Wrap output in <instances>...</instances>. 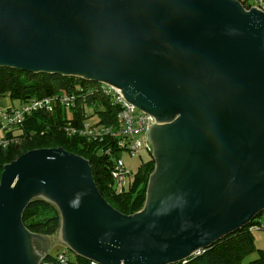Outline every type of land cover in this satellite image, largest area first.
<instances>
[{"label": "water", "instance_id": "obj_1", "mask_svg": "<svg viewBox=\"0 0 264 264\" xmlns=\"http://www.w3.org/2000/svg\"><path fill=\"white\" fill-rule=\"evenodd\" d=\"M0 67L106 83L158 123L146 134L156 161L145 203L130 216L104 200L85 159L61 148L6 164L0 264H39L53 244L96 264H170L264 211V13L256 7L0 0ZM35 198L60 213L54 237L21 222Z\"/></svg>", "mask_w": 264, "mask_h": 264}, {"label": "trees", "instance_id": "obj_2", "mask_svg": "<svg viewBox=\"0 0 264 264\" xmlns=\"http://www.w3.org/2000/svg\"><path fill=\"white\" fill-rule=\"evenodd\" d=\"M242 5L247 0H236ZM91 82L78 77L56 74L31 73L16 69L0 67V96H8L12 107L18 109L34 100L54 97L65 93L73 97L72 107L66 109L60 103L53 106L51 112L38 111L26 116L21 124L7 127L3 135L14 138L17 143L7 147L0 146V178L3 167L19 156L31 150L61 148L85 159L91 168L92 178L104 200L119 213L130 216L139 212L145 203L149 176L154 170V159L149 157L143 162L134 175L128 188L118 189L112 178L115 159L120 152L119 147L105 153L110 139L90 140L76 134L68 135L67 125L72 123L79 128L90 116L98 120L89 123L91 126L114 125L115 110L108 100L101 95H90L83 91ZM91 109V114L87 112ZM88 123V122H87ZM258 213L246 225L231 231L197 254L188 259L170 264H241L243 260L256 254L248 264H264V252L255 246L252 229L261 228ZM60 213L57 207L43 199L35 198L23 210L21 222L30 233L44 237H52L60 228ZM63 250V251H62ZM66 247L54 253H47L39 264H92L89 259L74 254L67 255ZM96 264V263H95Z\"/></svg>", "mask_w": 264, "mask_h": 264}, {"label": "built area", "instance_id": "obj_3", "mask_svg": "<svg viewBox=\"0 0 264 264\" xmlns=\"http://www.w3.org/2000/svg\"><path fill=\"white\" fill-rule=\"evenodd\" d=\"M242 5V4H241ZM244 11H249L251 7H256L264 13V0H247V4L242 5ZM83 91H89L90 95H101L108 100V103L115 110V121L114 125H101L91 126L85 122L81 127L76 128L72 123L67 125L68 135L78 134L90 140H102L105 138L110 139V145L105 153H108L112 148L119 147L121 151H127L133 156L139 152L143 147L151 154V146L146 140V134L149 130L150 125L156 124L153 117L138 110L132 104L127 103L122 94L121 90L116 89L106 83H93L91 86H87ZM60 103L66 109L72 107L73 97L67 96L65 93L59 95L57 98H43L41 100H34L18 109L0 108V146L7 147L10 144L17 143L14 138H5L3 135L4 130L12 125L21 124L26 116L38 112L47 111L51 112L53 106L56 103ZM145 135V139L142 141L137 139V136ZM128 172L124 169V164L120 159H115L114 170L112 171V178L114 184L118 189L125 187L126 177ZM95 264V263H92Z\"/></svg>", "mask_w": 264, "mask_h": 264}, {"label": "rangeland", "instance_id": "obj_4", "mask_svg": "<svg viewBox=\"0 0 264 264\" xmlns=\"http://www.w3.org/2000/svg\"><path fill=\"white\" fill-rule=\"evenodd\" d=\"M87 112L91 114V109L87 108ZM98 120L96 116H90L86 121L88 123H94ZM137 139L144 140L145 135L142 136H137ZM150 154L146 150L145 147H143L139 152L135 153L133 156L130 155L129 152L127 151H121L118 153V159H120L123 164H124V169L125 171L128 172V176L126 177V182H125V188L129 187V184H132V181L134 180V175L138 170V167L143 163L146 162L147 159H149ZM55 236V235H54ZM52 236V237H54ZM64 245L61 244H53L50 246L49 250L47 253L52 252L54 253L58 249L64 248ZM63 251V250H62ZM67 255L72 256V252L68 250ZM256 257V254H252L248 257H246L241 264H248L251 260H254Z\"/></svg>", "mask_w": 264, "mask_h": 264}, {"label": "crops", "instance_id": "obj_5", "mask_svg": "<svg viewBox=\"0 0 264 264\" xmlns=\"http://www.w3.org/2000/svg\"><path fill=\"white\" fill-rule=\"evenodd\" d=\"M12 107V102L8 96H0V108L8 109ZM258 223L261 228L255 227L252 229V235L255 246L264 252V211H262L258 218ZM257 256V255H256Z\"/></svg>", "mask_w": 264, "mask_h": 264}, {"label": "flooded vegetation", "instance_id": "obj_6", "mask_svg": "<svg viewBox=\"0 0 264 264\" xmlns=\"http://www.w3.org/2000/svg\"><path fill=\"white\" fill-rule=\"evenodd\" d=\"M154 119H155V118H154ZM155 120H156V119H155ZM164 123H165V122H164ZM164 123H163V124H164ZM156 124H158V123L156 122ZM156 124H155V125H156ZM153 126H154V125H153ZM153 126H152V127H153ZM153 130H154V129H153ZM152 132H153V131H152ZM154 135H155V133L152 134V137H154ZM151 140H152V138H151ZM152 141H153V140H152ZM152 144H153V143L150 144V146H151V154H150V155H151V157L156 161V159H155L154 156H153L154 144H153V145H152ZM156 169H157V167H156ZM159 189H160V188H159ZM159 189H158V190H159ZM161 191H163V190H162V187H161ZM32 250L34 251L35 254L38 255V249H37L36 246H35V241H33V243H32Z\"/></svg>", "mask_w": 264, "mask_h": 264}]
</instances>
